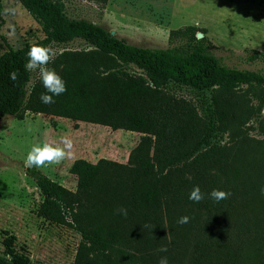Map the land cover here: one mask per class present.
Listing matches in <instances>:
<instances>
[{"label":"trees","instance_id":"16d2710c","mask_svg":"<svg viewBox=\"0 0 264 264\" xmlns=\"http://www.w3.org/2000/svg\"><path fill=\"white\" fill-rule=\"evenodd\" d=\"M18 1L42 32L34 45L86 47L56 52L48 67L67 91L45 105L39 74L25 70L32 45L12 47L0 35V117L41 113L139 133L124 163L73 159V190L29 171L41 196L36 215L79 235L71 264H157L162 255L169 264H264V148L237 131L255 121L264 133V72L223 63L194 24L169 29L168 46H139L69 17L61 0ZM244 59L264 62V52L251 49ZM196 185L231 195L193 203ZM182 216L190 222L177 224ZM1 243L0 264H30L13 235Z\"/></svg>","mask_w":264,"mask_h":264},{"label":"rangeland","instance_id":"374dc122","mask_svg":"<svg viewBox=\"0 0 264 264\" xmlns=\"http://www.w3.org/2000/svg\"><path fill=\"white\" fill-rule=\"evenodd\" d=\"M61 1L69 17L88 19L139 46H168L169 29L194 24L204 28L212 51L223 63L264 72V62L244 59L251 49L264 52V0ZM0 35L12 47L34 46L42 38L39 25L18 0H0ZM49 46L56 52L86 47L79 40ZM3 48L0 38V51ZM127 69L139 71L133 66ZM30 73L32 79L38 72ZM260 113H264V104ZM237 131L258 140L264 148V133L255 121ZM138 136L137 132L41 113H26L22 119L0 117V252L8 233L14 236L15 248L28 255L30 264H71L79 235L67 225H55L36 215L41 196L29 171L38 170L73 190L75 176L68 172L73 159L92 162L104 157L124 163ZM65 137L73 141L71 158L44 168L26 166L33 146L58 144ZM232 137L227 132L223 139L231 142Z\"/></svg>","mask_w":264,"mask_h":264},{"label":"clouds","instance_id":"9594fccd","mask_svg":"<svg viewBox=\"0 0 264 264\" xmlns=\"http://www.w3.org/2000/svg\"><path fill=\"white\" fill-rule=\"evenodd\" d=\"M56 50L50 46L34 45L27 53V63L25 70L28 72H38L45 92L39 96L40 102L45 105L54 104L56 101L54 97L60 96L67 91L65 80L54 70L48 67L49 63L53 62L56 58ZM11 80L17 79L15 71L9 74ZM73 141L67 137L63 138L61 143L51 144L48 142L43 143L42 146L35 145L31 148L26 157V166L32 168H44L51 165H59L64 160L73 156ZM264 194V189L261 190ZM231 195L230 192L213 189L209 193H204L200 186L196 185L189 193V200L193 203H200L206 197L219 203L222 200L228 199ZM116 214L127 216L128 209L119 207ZM190 222V217L182 216L178 218L177 224L184 225ZM161 253L168 251L167 246H162L159 250ZM157 264H169V259L166 255L160 256Z\"/></svg>","mask_w":264,"mask_h":264},{"label":"water","instance_id":"95a60500","mask_svg":"<svg viewBox=\"0 0 264 264\" xmlns=\"http://www.w3.org/2000/svg\"><path fill=\"white\" fill-rule=\"evenodd\" d=\"M110 33H113V31H112V30H110ZM196 36H197V37H200V36H201V34H200L199 32H196Z\"/></svg>","mask_w":264,"mask_h":264},{"label":"crops","instance_id":"0c3cea01","mask_svg":"<svg viewBox=\"0 0 264 264\" xmlns=\"http://www.w3.org/2000/svg\"><path fill=\"white\" fill-rule=\"evenodd\" d=\"M92 162H94V161H92Z\"/></svg>","mask_w":264,"mask_h":264}]
</instances>
